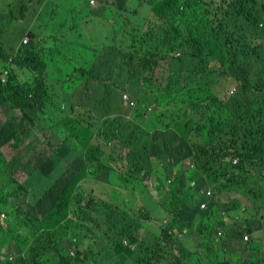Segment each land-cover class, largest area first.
Segmentation results:
<instances>
[{
  "label": "trees",
  "instance_id": "trees-1",
  "mask_svg": "<svg viewBox=\"0 0 264 264\" xmlns=\"http://www.w3.org/2000/svg\"><path fill=\"white\" fill-rule=\"evenodd\" d=\"M121 1L100 0L127 12ZM142 1L152 11L145 23L128 32L115 21L112 40L90 64L75 51L78 43L56 39L59 45L43 49L31 31L17 50L0 47V250L12 247L7 256L0 252V264H264V250L254 261L243 257L252 242L238 234L264 233V0ZM19 4V16L9 10L3 21L24 19L29 7ZM161 68L158 77L168 71L167 83L156 77ZM230 77L235 90L224 92ZM128 91L134 107L122 101ZM40 135L49 140L47 154L37 150ZM107 159L128 170L123 181L134 189L149 187L153 175L155 195L148 198L158 199L163 215L143 198H136L137 209L121 211L81 190ZM59 169L67 172L60 176ZM210 181L250 186L242 195L248 205L230 204L245 224L228 226V233L222 220L206 224L218 212L211 205L200 216L203 254L195 250L198 260H190L172 241L177 216L216 185ZM228 237L242 250H225Z\"/></svg>",
  "mask_w": 264,
  "mask_h": 264
},
{
  "label": "rangeland",
  "instance_id": "rangeland-1",
  "mask_svg": "<svg viewBox=\"0 0 264 264\" xmlns=\"http://www.w3.org/2000/svg\"><path fill=\"white\" fill-rule=\"evenodd\" d=\"M30 1H32L33 6L37 8L41 6L38 11L39 17H37L36 19H33L34 15L32 13L31 5L26 2L24 3L23 0H21V7H29L24 12L23 20L18 21L17 19H8L6 22H3V20L0 19V23H2V33L0 39L1 42L6 46L2 48L6 51H9L10 48H16L15 45L17 44L18 39L23 35L25 31L35 32L41 38L44 37V41H40V46L43 49H47V46L51 47L53 45L54 47H56V44H59L53 38L47 36L53 33L66 34L70 30H73V37H78V35H81L82 37V40L76 46L75 51L85 52L88 55L89 64L95 61V58L99 54V49L103 44V41L107 42L112 40L114 32V20L120 23L124 28H127L129 32L131 30V25H138L140 23L144 24L147 20V17L150 15V12H152L151 8L142 0H126L127 12H121L118 10V8H116L115 13L112 7L111 10L108 7H103L107 10V12L103 13V10L101 9L102 5L91 6L90 8H88L89 0H42L40 4L34 0ZM9 3H14V6L11 8H7ZM17 3L18 0H0V17L4 16L5 14H11L10 12L6 13L5 10H10L14 17L19 16L18 12L20 10V7L15 6ZM176 62L177 61H175V64ZM162 68L156 72V77L161 82L167 83L168 71L167 73H165V75H163V77H158L160 76V73L161 75L163 74ZM234 87H236V84L231 77L223 81L224 92L233 91ZM156 92L153 91L147 96L146 105L148 107L152 106V111H149V114L156 108L154 102ZM128 93L132 96L131 92L128 91ZM141 131L145 132V129L142 127ZM140 136L142 135L140 134ZM38 139L41 140V144H39L37 150H39V152L41 153L47 154L50 151V145L48 144L49 140L47 138H44L43 135H40ZM151 161L153 162V164H158L160 162L157 157H152ZM104 164L111 170H109L108 172L106 167L102 168L101 170L99 169L93 177H91L90 179H85L83 182H81V190L89 191L90 194H93L94 192L99 201H105L107 203L113 202L115 204H118V208L121 211L125 209L128 210L129 206H133L137 209L136 205L138 202L135 203L136 198H143L147 201L145 202V205L147 207L149 205H153L152 208L154 209V212L157 216L163 215L164 211L155 209L158 206V199H155V202L152 203V201H150V199L148 198L155 195V193L151 189L156 188L152 186V181L155 183V180L152 179L153 177L151 179L149 178L147 180V183L145 182L150 187H146L145 185H143L140 188L134 189L132 187L126 186L123 181L124 178L122 176V172L124 173L128 170L124 169L118 162H113L108 159ZM65 172H67V170L59 169L60 176ZM145 172L146 170L142 171L140 177H142ZM254 174L256 178L259 175L258 173H256V171ZM132 182L134 183L135 180H132ZM210 183L216 184V182L214 181H210ZM235 183L236 182L227 187L222 193H219V189L213 191V193L215 192L219 195L218 208L221 211H225V214H222V219L221 215L217 211L211 213L210 216L206 218V224H210L212 227H215L219 221L223 220L224 226L220 227L225 229V226L239 224L238 222H234V218L231 217L234 214L232 213L233 211L228 212L232 209L230 207V201L232 199V196L240 200L244 199L241 196L244 193H247V190L250 186L248 185L240 187ZM207 186L209 187V184ZM130 188L136 197L130 192ZM233 192L239 193L241 194V196L233 194ZM195 198L199 199V196L195 194ZM216 198V195L211 196L210 202H212ZM243 204H247L246 200L243 201ZM97 209L101 210V208L99 207H97ZM240 221L243 224L245 223V214L240 215ZM260 234L262 235L263 232L261 231ZM255 235L258 234L256 233ZM225 239L226 237L222 238V240ZM231 248L238 249L240 248V245H233L231 246ZM11 250L12 247L9 244L7 245V247H5V249L2 248L0 252H3L4 255L7 256ZM14 257L15 254H13L12 258L14 259ZM11 259L9 258L10 261Z\"/></svg>",
  "mask_w": 264,
  "mask_h": 264
},
{
  "label": "clouds",
  "instance_id": "clouds-1",
  "mask_svg": "<svg viewBox=\"0 0 264 264\" xmlns=\"http://www.w3.org/2000/svg\"><path fill=\"white\" fill-rule=\"evenodd\" d=\"M11 1H14V0H11ZM29 0H25L26 3H28ZM99 3H97V2ZM110 1H114V0H110ZM21 2V0H18V3L15 5V6H20L19 3ZM32 2V1H30ZM10 4V3H9ZM9 4L7 6V8H10L9 7ZM118 4H124L126 5V0L125 1H121L119 2ZM90 5L91 6H97V5H102L101 9L103 10V7L104 5L101 4L100 0H90ZM41 7V6H40ZM39 8L38 11H39ZM121 8H125V10L127 11V7L126 6H123ZM119 11L120 8H118ZM38 11L37 13H33L34 17L33 19H36L38 16ZM5 12H9V10H5ZM99 12V11H98ZM104 12H107L106 9L103 10V13ZM116 12V10L114 11V13ZM121 12H124V11H121ZM8 14H5L3 16V19L4 20L6 17H7ZM3 22H6V21H3ZM115 23V20L113 21V24ZM0 29H2V23H0ZM29 32L28 31L23 37H25V40L24 42L28 41L27 38H29ZM72 33H73V30H70L68 33L66 34H59V33H53V34H50L48 35L47 37H51L53 38L55 41L56 39H59L61 40L62 42H65V41H68L70 42L73 46L76 45L77 43H79L81 40H82V37L81 35H78V37H73L72 36ZM0 36H1V33H0ZM41 38V37H40ZM40 40H44V37L41 38ZM3 44L1 42V39H0V47L2 48L3 47ZM103 45V44H102ZM101 45V48L102 49L104 46ZM6 47V46H4ZM15 50L18 49V45H15ZM17 51H15V55H16ZM98 61V60H97ZM96 61V62H97ZM9 63L11 62V60L8 61ZM235 90V88H234ZM233 90V91H234ZM69 97L68 94H66L65 98ZM132 97L131 95L128 93V92H123L122 93V101L127 103L130 107H134L135 106V102L133 100H131ZM148 111H152V106H150L148 108ZM148 115V114H147ZM60 147V146H59ZM59 147H57L59 149ZM229 161V159H227V162ZM238 163V158H234L232 160V164L233 165H236ZM233 165H227V167L229 168H232ZM185 166L187 167H193V165L190 163V160H186L185 161ZM224 165L222 166H219V165H216V166H212L213 168L218 169L220 167H223ZM168 168H170V171L172 172L174 169L168 165L166 166ZM174 173H177V172H174ZM225 173V172H224ZM92 176H88L87 179H90ZM154 177L153 175L150 176V179ZM164 177V174H162V178ZM147 183V181H146ZM194 185V184H193ZM167 186V185H166ZM150 187V186H149ZM152 191L154 192L156 188H151ZM219 189V193H222L224 190H225V187H222L221 185L219 186L218 184L216 185H213L211 186L210 188L209 187H206L204 188L203 190H201L199 192V199H196L194 202H195V206L193 208H191L189 206V203H186L187 205H183L182 208L180 209V213L178 214L177 216V223H179V228L175 230L174 232V237H172V241L174 242L175 245H179L180 246V249L183 251V253L186 255V258L187 259H190V260H198V257H196L195 255V250H197V253H199V251H201V242H202V239H201V236L204 237L203 235V232L205 231L203 229V222L205 221L203 218H201L200 216H203L202 214L207 211L211 205H216L217 209H218V213L221 215L222 219H223V216L222 214L224 215L225 214V211H221L219 210L218 208V202H219V195L216 194L215 192L213 193V191H216ZM228 194V193H227ZM230 194V193H229ZM233 194H236L238 196H240L238 193H234ZM213 195H216L217 198L214 199L212 202H210V197L213 196ZM242 198L244 199H237L236 197H233L232 196V199L230 201L231 205L234 206V203H238L237 200H240L242 203L243 201L247 200L244 196H241ZM247 202V201H246ZM248 205V202L247 204ZM233 211V212H232ZM228 212H232L234 213L233 216H231L232 218H234V222H238L239 224H235V225H232V228H237L239 227L241 224V221H240V216H238L237 212L235 211V209H231L229 210ZM210 216V215H209ZM99 219H100V215H99ZM222 224L224 225V222L222 220ZM245 224V223H244ZM220 227V226H219ZM226 228H228V226H225ZM226 231H228L226 229ZM263 232V231H262ZM256 233L258 232H255V233H247L246 230L243 228L239 230L238 234H243V243L244 244H250V242H252L250 245H249V249L246 250V251H243L242 248H238V249H241L242 252H243V257L244 258H247L249 259L250 261H254L256 260L257 258H259L262 254H261V251L264 250V233L262 235H255ZM218 236L217 238L220 240L222 237H223V231L222 230H218ZM235 236V235H234ZM258 237H263L262 240H258ZM171 241V242H172ZM239 241L240 240H234L233 237L230 238L228 240V244H226L224 246V249H228V248H231V246L233 245H239ZM125 244H127L126 241H124ZM257 243H259L260 245H257ZM186 245V246H185ZM255 247H257V250H255ZM174 253V257H172V261L171 263L173 262H177V260L175 259L176 256H178L179 252L174 249L173 251ZM202 253V251H201ZM16 255V253H14ZM203 254V253H202ZM12 254H10L9 258L11 259L12 258ZM11 260L14 261V259L12 258ZM10 261V260H9Z\"/></svg>",
  "mask_w": 264,
  "mask_h": 264
},
{
  "label": "crops",
  "instance_id": "crops-1",
  "mask_svg": "<svg viewBox=\"0 0 264 264\" xmlns=\"http://www.w3.org/2000/svg\"><path fill=\"white\" fill-rule=\"evenodd\" d=\"M261 231H262V230H261ZM261 231H259L257 234H258V235H261V234H260ZM257 238H258V240H262V239H263V237H258V236H257ZM257 245H260V244L257 243Z\"/></svg>",
  "mask_w": 264,
  "mask_h": 264
}]
</instances>
